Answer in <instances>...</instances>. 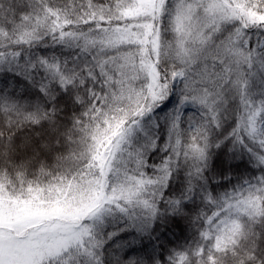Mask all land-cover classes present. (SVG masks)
Returning a JSON list of instances; mask_svg holds the SVG:
<instances>
[{"label": "snow or ice", "instance_id": "6c2138e0", "mask_svg": "<svg viewBox=\"0 0 264 264\" xmlns=\"http://www.w3.org/2000/svg\"><path fill=\"white\" fill-rule=\"evenodd\" d=\"M0 264H264V0H0Z\"/></svg>", "mask_w": 264, "mask_h": 264}]
</instances>
